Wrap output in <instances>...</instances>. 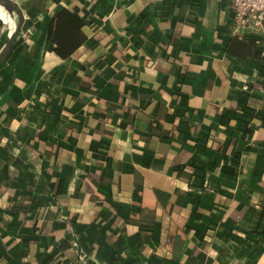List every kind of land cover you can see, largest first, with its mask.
Wrapping results in <instances>:
<instances>
[{
    "label": "crops",
    "instance_id": "obj_1",
    "mask_svg": "<svg viewBox=\"0 0 264 264\" xmlns=\"http://www.w3.org/2000/svg\"><path fill=\"white\" fill-rule=\"evenodd\" d=\"M17 1L0 264H264V39L237 31L231 1ZM61 7L93 22L68 58L49 38Z\"/></svg>",
    "mask_w": 264,
    "mask_h": 264
},
{
    "label": "trees",
    "instance_id": "obj_2",
    "mask_svg": "<svg viewBox=\"0 0 264 264\" xmlns=\"http://www.w3.org/2000/svg\"><path fill=\"white\" fill-rule=\"evenodd\" d=\"M30 12H32V9H30ZM92 23H93L92 19L88 17L87 14L80 15L77 12L72 11L65 7L57 8L55 10L53 21L49 29V38L53 41L52 50L61 58H68L69 56H71L81 45L85 43L87 39V36L83 31V27L85 25H91ZM246 34L252 37H256L249 33ZM245 37L241 38L242 42L246 41L252 43L255 40V38L251 39V37L250 38L248 37L245 38ZM109 56H110L109 52H106L101 59L98 58L99 61L96 60L94 62V66L95 68H98L97 69L98 71L99 69L101 70L102 67L103 68L106 66L109 67V60H108ZM241 99H242L240 101L241 105L243 103L245 106H243L242 111H239L240 113H238L239 116H237V119L239 120V123L243 125L242 122L247 123L248 121L251 120L252 114L249 112L248 109L246 110L247 108L246 106L248 105V103L246 102L248 101L247 96H243ZM182 106L184 107L185 105L182 104ZM185 108L186 107H184V109ZM181 116L182 118L184 117V115ZM201 138L199 137L198 143L201 147H204L206 141L205 139H201ZM194 167L196 168L195 169L196 176H202L205 173L204 165L201 166L196 165Z\"/></svg>",
    "mask_w": 264,
    "mask_h": 264
},
{
    "label": "built area",
    "instance_id": "obj_3",
    "mask_svg": "<svg viewBox=\"0 0 264 264\" xmlns=\"http://www.w3.org/2000/svg\"><path fill=\"white\" fill-rule=\"evenodd\" d=\"M230 1L237 31L259 35L264 39V0Z\"/></svg>",
    "mask_w": 264,
    "mask_h": 264
},
{
    "label": "water",
    "instance_id": "obj_4",
    "mask_svg": "<svg viewBox=\"0 0 264 264\" xmlns=\"http://www.w3.org/2000/svg\"><path fill=\"white\" fill-rule=\"evenodd\" d=\"M0 7L7 11L14 19V29L7 42L0 50V64L7 58L18 38L20 37L26 22V13L17 0H0Z\"/></svg>",
    "mask_w": 264,
    "mask_h": 264
},
{
    "label": "bare ground",
    "instance_id": "obj_5",
    "mask_svg": "<svg viewBox=\"0 0 264 264\" xmlns=\"http://www.w3.org/2000/svg\"><path fill=\"white\" fill-rule=\"evenodd\" d=\"M1 9H2V8H1ZM2 11H3L4 14L2 13V16H1V17H5V10L2 9ZM6 12H7V11H6ZM7 17H11L10 14L7 13ZM13 23H15V22H13ZM12 25H13V24H12ZM13 26H15V24H14Z\"/></svg>",
    "mask_w": 264,
    "mask_h": 264
}]
</instances>
